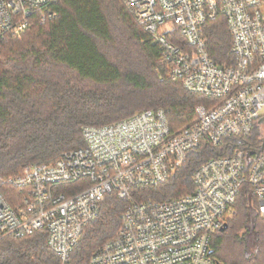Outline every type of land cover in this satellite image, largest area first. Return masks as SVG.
<instances>
[{"label": "built area", "instance_id": "2783aa9c", "mask_svg": "<svg viewBox=\"0 0 264 264\" xmlns=\"http://www.w3.org/2000/svg\"><path fill=\"white\" fill-rule=\"evenodd\" d=\"M59 0H0V40L34 24L45 25ZM150 35L169 77L207 98L191 123L173 131L165 109H146L102 126H86L85 144L51 163H33L2 180L0 241L47 232L52 252L66 264L105 197L130 204L118 234L90 264H218L212 241L236 215L249 185L264 218V145L239 147L264 108V0H123ZM222 19L232 38V64L216 63L205 28ZM203 141L228 153L211 157L193 172L194 191L166 200L135 199L158 188L182 167ZM245 141V140H244ZM81 181L72 194L69 185Z\"/></svg>", "mask_w": 264, "mask_h": 264}, {"label": "trees", "instance_id": "16d2710c", "mask_svg": "<svg viewBox=\"0 0 264 264\" xmlns=\"http://www.w3.org/2000/svg\"><path fill=\"white\" fill-rule=\"evenodd\" d=\"M53 10L56 16L45 25L34 24L0 40V189L11 196L17 191L1 185L2 180L82 147L86 126L162 108L171 129L178 131L193 121L198 105L207 103L169 77L168 64L123 0H59ZM205 38L216 63L234 62L232 38L222 19L207 24ZM230 141L261 149L263 138L254 129L246 139ZM228 152L203 141L166 183L140 189L134 198L166 200L192 193L195 168ZM69 187L68 194L83 188L81 181ZM253 201L244 185L236 215L215 233L213 255L220 263L264 264V218ZM129 204L115 193L107 195L66 264H90L97 250L118 234ZM250 233L258 250L247 255ZM47 236L39 230L31 237L1 240L0 264H62Z\"/></svg>", "mask_w": 264, "mask_h": 264}, {"label": "rangeland", "instance_id": "374dc122", "mask_svg": "<svg viewBox=\"0 0 264 264\" xmlns=\"http://www.w3.org/2000/svg\"><path fill=\"white\" fill-rule=\"evenodd\" d=\"M261 116L262 117L256 123L255 129L260 134L261 138H263L264 137V108L261 111ZM252 215H255V210L252 211ZM248 240H249V243H248V254L247 255H250L258 250L257 243L255 240V234L250 233L248 235Z\"/></svg>", "mask_w": 264, "mask_h": 264}, {"label": "water", "instance_id": "95a60500", "mask_svg": "<svg viewBox=\"0 0 264 264\" xmlns=\"http://www.w3.org/2000/svg\"><path fill=\"white\" fill-rule=\"evenodd\" d=\"M263 145H264V137H263ZM224 228H226V227H224ZM224 228H223V229H224ZM218 264H222V263L219 262Z\"/></svg>", "mask_w": 264, "mask_h": 264}]
</instances>
